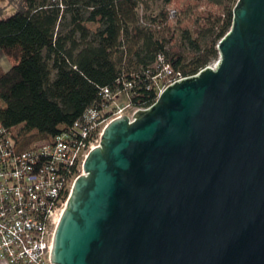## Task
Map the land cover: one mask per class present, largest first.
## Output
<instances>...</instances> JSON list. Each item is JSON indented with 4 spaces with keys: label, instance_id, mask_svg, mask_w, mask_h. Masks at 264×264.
Masks as SVG:
<instances>
[{
    "label": "water",
    "instance_id": "95a60500",
    "mask_svg": "<svg viewBox=\"0 0 264 264\" xmlns=\"http://www.w3.org/2000/svg\"><path fill=\"white\" fill-rule=\"evenodd\" d=\"M219 58L119 116L57 224L55 264H264V0H236Z\"/></svg>",
    "mask_w": 264,
    "mask_h": 264
},
{
    "label": "trees",
    "instance_id": "16d2710c",
    "mask_svg": "<svg viewBox=\"0 0 264 264\" xmlns=\"http://www.w3.org/2000/svg\"><path fill=\"white\" fill-rule=\"evenodd\" d=\"M155 0H19L15 13L0 19V122L13 128L20 150L45 142L94 107L106 113L108 88L136 107L158 97V58L191 76L219 58L217 45L232 22L236 0H204L221 8L201 16L202 27L184 29L173 49L169 5L154 12ZM141 9L151 10L146 20ZM87 22L99 23L92 31ZM131 84V87H128ZM115 99V100H116Z\"/></svg>",
    "mask_w": 264,
    "mask_h": 264
},
{
    "label": "built area",
    "instance_id": "2783aa9c",
    "mask_svg": "<svg viewBox=\"0 0 264 264\" xmlns=\"http://www.w3.org/2000/svg\"><path fill=\"white\" fill-rule=\"evenodd\" d=\"M191 76L174 70L160 55L153 79L159 80L160 93ZM102 96L116 97L108 88ZM146 108L129 100L108 105L106 113L91 107L72 126L23 150L14 129L0 122V264H55L50 260L55 230L88 153L111 120Z\"/></svg>",
    "mask_w": 264,
    "mask_h": 264
},
{
    "label": "rangeland",
    "instance_id": "374dc122",
    "mask_svg": "<svg viewBox=\"0 0 264 264\" xmlns=\"http://www.w3.org/2000/svg\"><path fill=\"white\" fill-rule=\"evenodd\" d=\"M150 5L154 12L158 10L157 8L163 7L159 0L150 2ZM19 6V0H0V19L15 13ZM220 11L221 8L219 6L204 0H174L169 5L170 26L167 28V32H165L167 36H173L175 38V42L170 47L174 49L176 45L179 44L182 30L188 28L193 32L198 31L203 24V21L200 19L201 16L207 15L208 12L218 13ZM150 13L151 10L145 11L141 9L142 19L146 20V17L149 16ZM86 26L94 32L99 28V23L87 22ZM0 62L4 70L9 69L11 61L1 52ZM216 62L217 60H215L212 65ZM115 99L112 102L113 104H125L128 101V96L121 93L119 97ZM130 111H132V109H130L129 112Z\"/></svg>",
    "mask_w": 264,
    "mask_h": 264
}]
</instances>
